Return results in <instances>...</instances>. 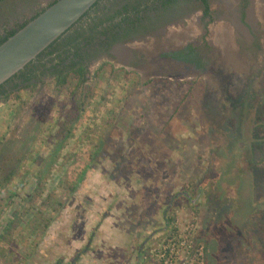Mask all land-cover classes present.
I'll return each mask as SVG.
<instances>
[{
  "label": "rangeland",
  "instance_id": "rangeland-1",
  "mask_svg": "<svg viewBox=\"0 0 264 264\" xmlns=\"http://www.w3.org/2000/svg\"><path fill=\"white\" fill-rule=\"evenodd\" d=\"M53 1L0 3V36ZM209 1L211 20L200 3L180 0L152 14L168 24L161 33L111 53L89 49L74 97L73 87L58 96L50 75L23 94L11 129L0 123V264H160L163 244L190 237L196 249L210 245L206 263L264 264V206L244 212L252 200L264 204V0H252L246 23L260 45L239 24L241 1ZM193 40L211 62L204 70L160 59ZM76 109L82 117L61 140ZM233 139L238 154L228 152ZM250 146L254 167L241 173Z\"/></svg>",
  "mask_w": 264,
  "mask_h": 264
},
{
  "label": "trees",
  "instance_id": "trees-1",
  "mask_svg": "<svg viewBox=\"0 0 264 264\" xmlns=\"http://www.w3.org/2000/svg\"><path fill=\"white\" fill-rule=\"evenodd\" d=\"M4 1L6 0H0V3ZM57 1L58 0H55L47 7L38 10L31 18L23 23L17 24L14 29H6L4 34L0 36V46ZM200 1L204 6V15L207 17L211 14L209 0ZM179 4L180 0H98L76 24L45 49L35 60L31 61L23 70L0 85V106H2L0 107V123L3 124L2 126H5L7 130L11 129L14 120L18 117L25 105H27V99L23 97V94L29 93V95H31L32 92L36 91V89L41 86L40 83L43 82V78L46 75L52 76L50 84L54 86L58 96L63 95L66 90L73 87L70 93L71 96L74 97L76 92L80 89L81 84L87 81L89 59L92 55V53H90L91 49L97 50V44L104 49H109L114 43L132 40L137 37V35L139 36L143 34L142 32L148 30L146 22L153 18L152 14H155V12L159 10L169 11ZM191 50L194 51L193 49ZM109 65L110 64L106 61L102 62L99 69H97L96 76L98 77L102 71H106ZM121 71L123 70H115L114 73H120ZM126 76V79H129L130 73L126 72ZM91 94L90 90L80 97L81 102L79 101V107L82 108V110L86 108L90 100L93 99V97L90 96ZM232 116L236 117V120L240 119V114L234 113ZM81 117L82 114L78 113L77 109L76 113L73 111L67 116L66 121H64L61 127V140L72 134L73 124L79 122ZM239 131L241 134V121L237 123L235 127V132ZM4 138L5 136L2 137V141ZM237 144H239L238 140L232 141L228 147L230 148L228 152L232 154L237 152V150L240 149L238 148L235 150ZM252 148L253 147L250 146V149L244 155L245 160L243 161L244 164L246 163V166H241V173L246 170L251 172L254 167L253 164L256 155H254L253 149L255 150L256 147ZM233 159L234 156H231L230 161H225V165H228L230 169L234 166ZM10 161H7L8 166H10ZM22 161L23 158L21 156L16 157L15 161H12V163L14 165L16 162V164L18 163L19 165ZM16 174L17 172L11 169L5 179L7 181L14 179L13 177ZM41 178L42 177H39L40 180ZM205 182L206 180L203 181V184H206ZM73 190L74 188L71 189V191ZM248 201L250 200L248 199ZM11 203L12 201L10 204ZM248 204L249 206H246L244 209V212H246L248 216L258 213L264 206L262 203H253V200L251 203L248 202ZM168 222L170 223L171 220L168 219ZM31 230L32 227L28 226L21 234L27 235L26 232H30ZM216 238L222 240L223 235L220 233ZM206 246L207 247L203 246L204 254L205 252L207 253L210 245L207 243ZM203 259L204 261L202 264H214L212 261L206 263V258H204V256ZM26 260L27 259H21L19 264H25ZM78 261L79 259L75 258L69 264H76ZM59 264H64V259L60 260Z\"/></svg>",
  "mask_w": 264,
  "mask_h": 264
},
{
  "label": "water",
  "instance_id": "water-1",
  "mask_svg": "<svg viewBox=\"0 0 264 264\" xmlns=\"http://www.w3.org/2000/svg\"><path fill=\"white\" fill-rule=\"evenodd\" d=\"M98 0H58L0 46V85L66 33Z\"/></svg>",
  "mask_w": 264,
  "mask_h": 264
},
{
  "label": "flooded vegetation",
  "instance_id": "flooded-vegetation-1",
  "mask_svg": "<svg viewBox=\"0 0 264 264\" xmlns=\"http://www.w3.org/2000/svg\"><path fill=\"white\" fill-rule=\"evenodd\" d=\"M198 3H200L204 9V6L202 4V2L200 0H194ZM240 1H241V9H239V24L241 25L242 28L244 29H249L248 30V35L251 36L254 40H255V44L256 45H260L259 41H260V36L254 32H252L251 27H247V24L251 21V13H249V10L251 9V3L252 0H238V6L240 7ZM209 5H210V9H211V3L209 1ZM238 8V7H237ZM233 9V8H230ZM229 9V10H230ZM232 11L230 10V13ZM204 13V12H203ZM204 15V14H203ZM225 15V14H224ZM205 17V15H204ZM214 18V13L211 10V14L208 15L207 17H205V19H213ZM155 18H151L150 20H148L146 23L148 25V30L145 32H142L143 34H151L154 32H162L165 29V26L168 25L167 22H164L162 20H154ZM250 20V21H249ZM172 23V22H171ZM247 23V24H246ZM233 27V26H230ZM238 30H240V26L236 27ZM230 34H234L233 31L229 32ZM141 35H137V37H140ZM135 37V38H137ZM133 38V39H135ZM205 40H207V37H204ZM132 39V40H133ZM130 40V41H132ZM130 41L127 42H117L114 43L109 49H104L102 46H99V44H97L95 51L96 53H100V52H113V50H115L118 45L120 44H125L128 43ZM208 42V46H212V42L210 41H206ZM257 42V43H256ZM191 49H193L194 51H192ZM192 51V52H191ZM210 51L213 52V50L211 49ZM165 56H161L160 59H167V61L173 62L174 64L178 65V66H185V68H187V71H189L190 69H196V70H201V69H205L206 66H208L211 62L205 57V55L202 53L201 49L199 48V44L198 41L193 40L192 42L187 43L184 47L180 48V49H176L175 51H170L168 53H165ZM172 206V205H171ZM170 209V208H169Z\"/></svg>",
  "mask_w": 264,
  "mask_h": 264
},
{
  "label": "built area",
  "instance_id": "built-area-1",
  "mask_svg": "<svg viewBox=\"0 0 264 264\" xmlns=\"http://www.w3.org/2000/svg\"><path fill=\"white\" fill-rule=\"evenodd\" d=\"M162 247L163 249L158 253V257L161 261L160 264H175V261L179 260L180 255L183 253L186 256L184 264H202L204 261L203 246L196 249L191 237L189 242L187 239H184L181 244L176 238H173L167 244H163Z\"/></svg>",
  "mask_w": 264,
  "mask_h": 264
}]
</instances>
